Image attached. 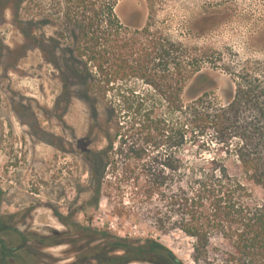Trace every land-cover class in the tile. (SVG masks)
<instances>
[{
  "label": "rangeland",
  "instance_id": "obj_1",
  "mask_svg": "<svg viewBox=\"0 0 264 264\" xmlns=\"http://www.w3.org/2000/svg\"><path fill=\"white\" fill-rule=\"evenodd\" d=\"M112 4L125 32L149 23L152 32L181 43L193 56L264 61V0H0V180L22 210L28 246L9 264H102L99 247L109 256L125 254L115 253L117 238H152L183 264H226V246L212 248L197 263L194 240L158 221L167 211L159 198L153 205L135 204L130 188L122 198L107 191L99 196L90 181L84 143L94 129L89 149L106 145L100 121L107 108L99 98L88 101L84 78L71 77L67 64L69 49L80 56L75 36ZM202 65L184 100L207 92L228 104L232 77L221 64ZM198 146L189 147L187 158L218 154L216 145ZM251 187L260 199L261 187ZM124 264L174 263L159 252Z\"/></svg>",
  "mask_w": 264,
  "mask_h": 264
},
{
  "label": "trees",
  "instance_id": "obj_2",
  "mask_svg": "<svg viewBox=\"0 0 264 264\" xmlns=\"http://www.w3.org/2000/svg\"><path fill=\"white\" fill-rule=\"evenodd\" d=\"M151 26L125 32L112 4L75 36L80 56L69 49L71 77L84 78L88 101L99 98L107 108L100 121L106 145L89 149L94 129L84 140L90 181L99 196L107 191L122 198L130 188L135 204L153 205L159 198L167 211L158 221L194 240L197 263L208 259L212 248L226 246V264H264V61L193 56ZM206 62L221 64L233 79L226 105L207 92L184 100L188 81ZM139 81L143 88L134 85ZM211 144L218 147L216 156L187 158L189 147ZM251 185L261 187L260 199ZM113 247L125 254L109 256L99 247L102 264L159 252L183 264L152 238H117Z\"/></svg>",
  "mask_w": 264,
  "mask_h": 264
},
{
  "label": "flooded vegetation",
  "instance_id": "obj_3",
  "mask_svg": "<svg viewBox=\"0 0 264 264\" xmlns=\"http://www.w3.org/2000/svg\"><path fill=\"white\" fill-rule=\"evenodd\" d=\"M6 191L0 180V264H9L18 251L28 248L27 233L20 228L22 210Z\"/></svg>",
  "mask_w": 264,
  "mask_h": 264
}]
</instances>
